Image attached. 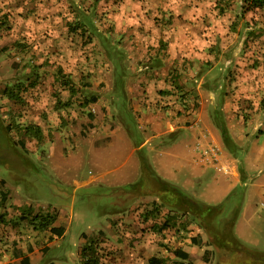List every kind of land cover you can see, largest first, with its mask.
<instances>
[{"label": "rangeland", "instance_id": "obj_1", "mask_svg": "<svg viewBox=\"0 0 264 264\" xmlns=\"http://www.w3.org/2000/svg\"><path fill=\"white\" fill-rule=\"evenodd\" d=\"M243 3L244 0H0V38L10 39L5 44L0 42V147L7 146L6 141L4 143L3 140L4 133L9 134L11 138L20 137V134L24 136L27 125L39 122L42 127H46L47 132L51 131L47 139L52 142H47L52 144L51 147L56 153L51 151V155L43 161L39 160L36 153H28L35 161V166L25 171H18L14 167L5 168L2 158L5 154L10 158L11 153L0 151V172H4L3 175L9 178L11 184H15L11 173L20 175L18 184L25 199L23 202L26 204L29 202L32 209L37 212H45L47 208L52 211L56 209L59 214L57 225L64 224L67 228L64 236L55 240L54 246L42 258L43 261L40 260L41 264L49 261H54L56 264H76L73 262L72 251L76 250L81 242L83 232L94 236L100 229L118 231V233L119 231H142V233L159 231L157 229L159 221L164 217L162 212L168 210L170 213L178 210L176 213H179L177 215L179 219L178 222L173 223L174 226L178 223L189 226V223L192 224L194 221L201 224L211 221L222 230L224 225L220 221L227 218V211L230 209V200L226 197L223 199L224 203L219 206L214 201L205 199L212 208H203L199 218L194 214V211L199 212V208L194 209L195 205L201 207L204 204L200 202V197L211 190V186L208 185L209 180L216 179L221 183H228L227 180L232 178L218 167L211 165L206 171L197 172L198 174L192 177L186 173L184 177H180L182 181L185 180L186 185L180 186L179 182L176 184L182 190L180 195L164 194L159 189L163 184L158 178L164 180L166 178L162 175V171L161 174L156 169V165L151 160L154 156L149 154L148 150H140L131 156H125L126 150L118 149L114 158L113 155L105 152L106 149L86 148L85 156L93 155V158H99L100 161L104 159V162L99 164L112 171L100 180L77 186L72 183L76 178H74L76 176L74 167L85 156L79 152L82 146L79 141L73 147L69 141L73 135L79 133L80 124L86 119L89 109L80 101L92 92L99 95L101 102L100 110L97 104L92 105L96 115H99V122L96 130L90 129L89 132L110 133L119 130L120 127L130 133L134 132L138 138L145 135L144 132L148 131V128L140 125L136 116L137 109L133 105L134 100L128 98L131 81L136 79L137 69L144 62L141 60L137 63L140 57L135 54L137 49L135 48L136 52H134L128 44L132 47L135 42L131 44V40L143 36L151 37L154 41L161 30H164L162 35L167 34L165 30L169 24L166 21L175 22L177 19L181 21L190 9L194 12L192 13L194 17L198 16L199 20L204 21L203 28L199 26L197 29L198 33L209 35L206 30L202 31L208 26L212 28V36L224 41L226 34L229 35L235 29L238 33L236 36L244 41L243 52L232 54L233 64L236 66L231 65V72L226 71L227 73L218 76L219 87H216L214 99L221 103V106L226 103H232L234 106L231 108L234 118H228L225 108L221 107L219 110L222 119L219 117L217 122L224 121L234 143L232 150L224 142L222 147L237 155L235 158L239 159V170L245 162L250 173L255 174L256 166H252L255 163L251 165L252 161H248L245 153L251 147L264 149V135H259L264 132V105H261L264 104V9L245 11L242 7ZM79 11L88 12L87 15L93 19L97 31L106 35L112 46L119 50L117 55L119 54L121 60L109 58L102 39L104 36L99 38L94 31L96 29L92 30V34L80 29L79 34L73 31L75 26L72 24H76L75 19ZM169 14L172 16L169 17ZM117 62L119 68L115 70L117 66L114 68L113 65L118 64ZM199 64L202 63L198 62L197 67ZM59 65L62 66L65 75H68L78 86L87 83L90 87L83 86L80 95L78 94L75 100H71L70 105L64 107H58L57 103L59 100L68 101L69 91L60 84L56 76ZM206 69L205 63L198 75ZM217 71H213L212 74H216ZM215 77L217 76L209 75L207 78L214 80ZM125 83L126 93L120 86ZM193 84L196 85L192 82L186 85L192 87ZM204 84L207 85V82L204 81ZM34 85L37 86L33 88ZM30 87L32 88L24 92ZM45 87L46 89L51 87L52 98L50 102L46 101L42 106H36L38 94L36 91ZM195 88L193 87L195 90L193 92L187 91L180 95L181 103H185L184 109H188L190 103L199 104L196 98L200 94ZM8 93H13L15 96L11 97ZM203 99L210 98L203 94ZM92 106L90 105V109ZM102 106L105 107L106 114ZM210 112L215 115L214 109ZM253 130L255 133L252 132ZM119 143V136H116L114 147ZM34 145V141L30 139L28 146ZM255 152L252 151L251 155L255 156ZM91 164L86 163L78 167L85 180L90 177L88 168ZM108 178L113 179L110 184L119 181L120 183L109 185L104 182ZM242 180V177L237 180L236 185L227 193V197L238 201L245 195L244 199L253 200L258 206H252L247 211L242 220L245 222L246 216L247 225L239 229L237 227V231H243L241 234L244 235L245 231H260V235H264V225L260 228L255 219L258 213L264 214V207L260 204L264 202V197L257 193L255 186L250 183L251 180ZM147 194L155 196L157 205L161 207L162 212L158 217L146 220L145 208L140 207L135 224L124 228L118 225L119 228H114L115 223H113L111 230L106 228L114 218L126 219L127 216L123 214H126L131 204ZM167 199L169 202H166ZM244 202L243 200L242 204ZM148 204L152 207L150 202ZM42 206L46 208L43 209ZM221 208L223 209L219 212ZM239 214L242 217L241 209ZM129 235L133 237V234ZM242 238L245 242V236ZM244 260L239 261L240 264ZM235 261L237 259H233L231 264H235ZM261 263L264 264V261Z\"/></svg>", "mask_w": 264, "mask_h": 264}, {"label": "crops", "instance_id": "obj_2", "mask_svg": "<svg viewBox=\"0 0 264 264\" xmlns=\"http://www.w3.org/2000/svg\"><path fill=\"white\" fill-rule=\"evenodd\" d=\"M166 10L168 12V9ZM79 12L75 20H78ZM192 13L194 14L189 9L183 20L166 21L169 24L165 30L167 34L162 35L164 30H161L154 41H152L151 37L143 36L131 40V44L135 42L132 47L128 44L134 52H136L135 48L137 49L135 54L140 56L137 63L141 62V60L144 62L137 69L136 79L131 81L132 86L129 88L128 98L134 100L133 105L137 109L136 116L140 125L148 128V131L144 132L145 135L138 138L134 132L130 133L120 127L119 130L110 133L107 131L100 133L89 132L90 129L96 130V125L99 122V115H96L92 105L97 104V108L100 110L101 102L99 95L92 92L90 95H85L80 102L82 103L84 98L88 99L91 95L95 97L96 101L89 102L86 105L89 107L86 119L80 124L79 133L73 135L69 142L72 147L80 142L82 146L79 152H82L81 155L83 156H85L84 151L86 148L106 149L105 152H108V155H113L114 158L118 149H125L127 152L125 156H131L139 150H148L149 154L151 153L154 156L151 158L148 154L154 165H156V169L159 172L162 171L163 174L160 173L166 180L168 179L166 181L158 178V181L163 184L160 185L159 189L164 194L171 192L165 187L163 182L175 185L179 182L181 185H178L183 186L186 183L180 177L184 174L186 175L187 173V175L192 177V175L198 174L197 172L206 171V168L211 165L218 167L224 174H230L232 178L227 180L228 183H221L216 179L209 180L208 185L211 186V190L206 194L203 193V196L200 197V202H204V204L201 207L198 204L195 205L194 209L199 208V212L194 211V214L196 218H199L204 209H210L209 206L211 205L206 200L214 201L219 206L224 203L223 199L226 197L227 200H230V209L227 211V218L220 221L224 227L221 230V227L212 224L211 221L210 223L206 222L208 225L194 221L192 224L189 223V226L179 223L174 226L173 223L178 222L179 219H177L179 213H176L178 210L174 213H170L168 210L162 212V214L169 219L168 222L171 223V226L163 231L144 233L142 231H119L118 233V231L100 229L94 236H91V234L89 236L83 232L81 242H79L76 250L72 251L73 262L76 264H83L89 257L88 253L92 250H95V255L98 257V264H151V257H155L159 264H231L233 259H237L235 264H240L239 261L245 258L242 264H262L261 262L264 261V235H260V231H245V235L241 234L243 231H237V227L239 229L241 226L243 228L247 225L246 216L245 222L242 221L243 217L252 206H258V203L253 200L247 201L244 199L245 195L240 197L238 201H234L229 196L227 197L229 190L241 178L238 168L239 159L235 158L237 155L233 154L232 151H227L222 147L224 141L219 131L220 129L218 130L216 125L217 119L220 117L219 110H221V107L225 108L228 118H234L233 109H231L234 108L232 103H226L221 106V103H218L217 100L215 101L214 96H216V87H219L218 76L231 72V65L236 66L233 64L234 58L232 54L243 52L244 41L239 40L235 29L229 35L226 34L224 41L217 38V36H212V28L208 26L202 31L206 30L209 35L198 33L197 29L199 26L202 27V22L204 21L199 20L198 16L194 17ZM168 16L170 17L172 14ZM74 24L72 25L74 26ZM253 30H255V27H253ZM73 31L79 32L74 27ZM85 32L87 31L85 30ZM88 33L92 34L93 32L88 30ZM98 33L100 38L103 33H100V31ZM245 38H247V35H245ZM2 40L3 38H0V42L5 44L10 39L4 38ZM106 53L109 55L107 49ZM109 58L113 59L110 55ZM198 62L202 64L197 67ZM205 63L207 66L206 71L198 75ZM114 65L113 67L115 68L118 64L114 63ZM144 66H148V68L143 69ZM118 68L119 66L115 70ZM216 70H218L217 73L212 74ZM187 71L190 72L187 73ZM209 75L217 77L214 80L212 78L208 79ZM56 76L60 84H63L69 91L68 101L63 102L66 103L65 106L70 105L72 103L71 100H75L83 86L90 88L87 83L82 86L74 83L68 75H65L61 65L56 69ZM61 78L74 85V94H72L73 91L70 90L69 86L62 82ZM205 78L207 79L205 80ZM119 80L122 81L121 79ZM204 81L207 82V85H203ZM191 82L196 83V85L193 84L194 86L188 87L186 84H191ZM35 86L37 85H34L33 88ZM120 86L126 93V83L125 85L120 84ZM193 87H196V91L200 94L196 98L199 104L190 103L188 109H184L186 108L185 103H181L180 99L182 96L180 97V95L187 91H195ZM31 88L26 89L24 92ZM36 92L38 93L35 101L36 106H42V103H46V101L50 102L52 98L51 87L49 89L45 87L43 90L39 89ZM203 94L206 97L209 96L210 99L204 100ZM90 105L93 110L90 109ZM104 108L102 106L106 114L107 112ZM211 109L215 110V115L210 112ZM89 112H91L92 118L88 116ZM38 124L39 122L35 125ZM38 126L42 130L40 139L26 133H24V136L20 134V137L17 138H11L7 133L3 134V140L4 143L6 141L7 146L0 147V151L3 150L4 153L9 151L11 153L10 158H8V154H5L2 158L5 168L11 169V167H14L18 171H25L29 167L35 166V161L30 156L31 154L29 155L28 153H36L39 160L43 161L51 155V151L54 152L51 147L52 144L47 142H52L47 139L51 131L47 132L46 127H42L41 123ZM84 129L85 135H82L81 130ZM252 132L255 133L254 130ZM260 134L264 135V132ZM116 136H119L120 143L114 147ZM30 139L34 141L35 145L33 147L28 146ZM19 141L24 147L20 145ZM251 150L256 151L255 156L251 155ZM246 152L245 155L248 161H252L250 164L255 163L251 165L256 166L254 170L257 169V171L255 174H251L244 162L241 165L245 172L242 181L245 179L251 180L250 183L255 186L257 193L264 197V149L251 147ZM15 156L16 158L14 159ZM102 162H104V159L100 161L99 158H93V155L85 156L74 167L76 169L74 178H76L74 182L72 180V183L77 186H83L102 179V177L112 171L99 164ZM86 163L92 164L88 168L90 177L85 180L83 173L78 167ZM55 166L58 170L57 164ZM68 166L72 167L71 165ZM3 174L4 172H0V264H41L42 258L54 246L55 240L64 236L67 228L64 224L58 223L57 225L56 221L59 214H57L56 209L52 211V209L47 208L45 212H37L32 209L29 202L27 204L23 202L25 199H23L21 194V186L18 184L20 175L15 172L11 173L12 178L15 180V184H11L9 178ZM112 180V178H108L104 182L112 186L120 183L119 181L110 184ZM149 196L147 194L141 199L135 197L137 199L128 208L126 214H123L127 218H114L106 228L111 230L113 223H115L114 228L118 227V225L120 228H124L127 225L135 224L140 207L145 208V212L143 211L145 216L147 211L158 204L154 198L155 196H150V198ZM243 200L245 201L244 204H242ZM149 202L152 207L148 204ZM166 202H169V199ZM260 204L264 207V202H260ZM42 208L45 209L46 207L42 206ZM240 209L242 217L239 214ZM234 210L235 212L233 213ZM36 215H51L53 217L47 224L48 226L44 227L42 222L45 223L46 220H42V217L36 218ZM165 218L163 217V220ZM255 219L261 228L264 225V214L258 213ZM147 220H152V218L149 217ZM60 225L65 227L63 234L60 232L58 234V231L51 232V227ZM192 227L194 229L190 230ZM247 232L250 233L247 234ZM129 234H133V237H130ZM243 236H245V242L243 241ZM89 245H92V249ZM174 250H180L181 253L176 255L173 252ZM45 264L56 263L49 261Z\"/></svg>", "mask_w": 264, "mask_h": 264}, {"label": "trees", "instance_id": "obj_3", "mask_svg": "<svg viewBox=\"0 0 264 264\" xmlns=\"http://www.w3.org/2000/svg\"><path fill=\"white\" fill-rule=\"evenodd\" d=\"M243 9L245 11H250V10H255V9H264V0H244V3H243ZM76 24H74V28L79 30H94L96 29L95 25H94V21L93 19L87 15L86 12H83V11H80L79 12V16H78V20H75ZM97 34L98 31L97 29L94 30ZM104 36V35H103ZM103 39V43L105 44V47L107 49V52L108 54L111 56V57H114V58H117L119 60H121V58L119 57V54L117 55V52L119 53V50L117 51L116 47L115 46H112V44L110 43V40L108 39V37L105 35L104 37H102ZM113 58V59H114ZM119 66V62H117ZM64 82V84H67V86H69L70 90L73 91L72 94H74V85L73 84H69L68 81H64L66 79H63L61 78ZM9 96L11 97H14L15 95H13V93H8ZM92 101H96L95 100V97L93 95H91L88 99L87 98H84L83 101H82V104L83 105H87L89 102H92ZM58 107H63L66 105V103H63L61 101H58ZM261 105H264L263 103H261ZM91 112L88 113V116L90 118L91 115H90ZM89 126V125H88ZM217 126L218 128L220 129V132H221V136H222V139L225 143V145L229 148V149H233L234 147V143L230 137V134H229V131H228V128L226 126V124L224 123V121H218L217 122ZM83 128H84V125H83ZM25 133L26 134H30L31 136H35L36 138L40 139L41 136H42V130H41V127L38 126V125H35V124H29L25 127ZM81 134L82 135H85V129L84 130H81ZM20 145L22 147H24L21 143V141H19ZM140 151V150H139ZM240 173H241V177L244 176L245 172H244V169L241 167L240 168ZM165 184V187L173 194H178L180 195L182 190L175 184L173 183H169V182H163ZM209 208H212V206H209ZM161 207L159 205H154V207L147 211L145 214V217H146V220L151 217V218H155V217H158L159 214H161ZM39 217H42L41 219L42 220H46V222H42L44 224V227L48 226L47 224H49V221L51 219V215H36V218H39ZM165 218V216H164ZM168 218L166 217L164 220L161 219V221H159V225H158V230L159 231H163L165 228L171 226V223L168 222ZM41 223V225H43ZM157 223V222H156ZM51 232L54 233L55 231H58V234H63V232L65 231V227L64 226H57V227H51ZM60 232V233H59ZM89 247L92 249V245H89ZM176 255H179V253H181L180 250H174L173 251ZM87 254V253H85ZM89 254V257L84 261L83 264H98V257L95 255V250H92ZM93 254V255H92ZM185 255H187L186 252H184ZM96 256V257H94ZM150 263L151 264H159V261L155 258V257H151L150 258Z\"/></svg>", "mask_w": 264, "mask_h": 264}, {"label": "built area", "instance_id": "obj_4", "mask_svg": "<svg viewBox=\"0 0 264 264\" xmlns=\"http://www.w3.org/2000/svg\"><path fill=\"white\" fill-rule=\"evenodd\" d=\"M144 68H148V66H144L143 69H144Z\"/></svg>", "mask_w": 264, "mask_h": 264}]
</instances>
